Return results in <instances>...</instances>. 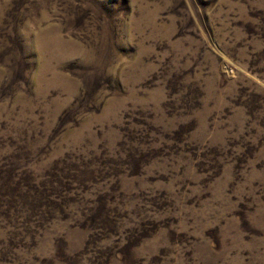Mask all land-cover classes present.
I'll list each match as a JSON object with an SVG mask.
<instances>
[{
	"label": "rangeland",
	"instance_id": "obj_1",
	"mask_svg": "<svg viewBox=\"0 0 264 264\" xmlns=\"http://www.w3.org/2000/svg\"><path fill=\"white\" fill-rule=\"evenodd\" d=\"M0 264H264V0H0Z\"/></svg>",
	"mask_w": 264,
	"mask_h": 264
}]
</instances>
